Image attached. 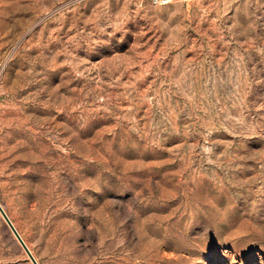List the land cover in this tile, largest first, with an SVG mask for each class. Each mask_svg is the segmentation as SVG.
Listing matches in <instances>:
<instances>
[{"label": "rangeland", "instance_id": "obj_1", "mask_svg": "<svg viewBox=\"0 0 264 264\" xmlns=\"http://www.w3.org/2000/svg\"><path fill=\"white\" fill-rule=\"evenodd\" d=\"M0 205L38 264H264V0H0Z\"/></svg>", "mask_w": 264, "mask_h": 264}, {"label": "water", "instance_id": "obj_2", "mask_svg": "<svg viewBox=\"0 0 264 264\" xmlns=\"http://www.w3.org/2000/svg\"><path fill=\"white\" fill-rule=\"evenodd\" d=\"M0 213L4 217L5 221L7 222L8 226L11 228L12 232L14 233V235L16 236V238L18 239L20 244L23 246V248L27 252V254H28L29 258L31 259V261L33 262V264H38V262L36 261V259L34 258L32 253L30 252V250L28 249L27 245L25 244V242L21 238L20 234L18 233V231L16 230V228L12 224L11 220L9 219V217L7 216L6 212L4 211V209L2 208L1 205H0Z\"/></svg>", "mask_w": 264, "mask_h": 264}, {"label": "bare ground", "instance_id": "obj_3", "mask_svg": "<svg viewBox=\"0 0 264 264\" xmlns=\"http://www.w3.org/2000/svg\"><path fill=\"white\" fill-rule=\"evenodd\" d=\"M13 224V223H12ZM15 227V226H14ZM16 228V227H15ZM31 252V251H30ZM32 253V252H31ZM33 255V254H32ZM35 258V257H34Z\"/></svg>", "mask_w": 264, "mask_h": 264}]
</instances>
